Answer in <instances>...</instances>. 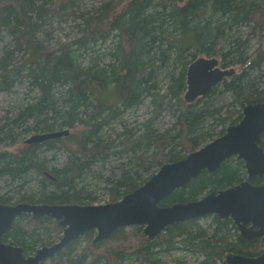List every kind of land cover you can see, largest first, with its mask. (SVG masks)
<instances>
[{
	"label": "trees",
	"instance_id": "16d2710c",
	"mask_svg": "<svg viewBox=\"0 0 264 264\" xmlns=\"http://www.w3.org/2000/svg\"><path fill=\"white\" fill-rule=\"evenodd\" d=\"M80 1L0 0V30H9L15 41L14 48H6L0 57V90H9L17 77L24 76L38 91L33 102L21 106L14 117H6L0 124V145L8 139L13 140L17 134L15 130L24 125L29 130L38 129L36 133L62 127L74 129L70 135L61 138L23 143L16 151L0 149V183L4 181L14 186L18 182L22 188L32 174L38 177L39 199H32L36 193L30 192L32 195H22L19 202L92 204L95 198L79 187L81 178L86 177L95 165L125 159L127 153L129 161L122 163L120 173L110 178V201H116L146 182L156 171L150 172L152 168L159 169L165 162L182 159L212 137L203 130V124L208 118L214 122L215 114L220 112V108L209 104L217 92H232L241 107L264 101V91L259 96H254V92L249 96L243 93L249 71L258 68L264 60L263 48L248 58L250 62L241 73L225 78L207 95L200 97L199 101L204 100L207 105L195 108L192 102L183 108L177 118L175 134L157 133L149 125L135 137V133L124 130L119 133L125 137L120 143L122 148L115 149L113 144L119 137L109 135L106 138L99 130L153 92L160 72L157 62L164 60L168 52L164 43L176 49L177 61H181L184 52L194 44L213 55L215 39L227 28L239 22L253 21L264 28V0H127L124 3L111 0L103 15L84 17V33L77 41L81 48L104 37L108 30H117L118 40L111 51L113 61L97 68L79 65L78 54L72 45L46 49L38 38L49 19L63 15V11H74ZM208 14L222 17L220 23L214 24V18ZM175 33L185 39L178 40ZM188 37L193 42H187ZM17 49L30 54L28 62L22 64H27L25 72L20 71L22 65L15 67L11 63ZM169 59L170 54L164 61ZM169 74L170 91L179 94L187 87V63L177 74L175 71ZM60 85L64 88L57 94L54 88ZM157 100L158 97L156 103L159 105ZM239 112V116L233 118L229 114L225 120H229L230 125L239 122L243 116ZM224 132L222 129L219 135ZM65 140L69 141L66 146L70 149L67 161L61 167L49 168L47 159L41 157L42 150H55ZM260 144L264 148V134ZM152 146L156 149L148 155ZM234 159V156L227 159L213 172L203 170L160 204L195 200L207 192L239 183L245 179L244 162ZM128 162L130 166H127ZM146 173V177L142 176ZM263 181L264 175L253 179L256 183ZM48 183L54 188L47 189ZM0 202L10 204L11 197L0 195ZM206 216L213 217L212 229L196 225L199 218H192L170 224L153 238H149L139 225L128 229L119 227L110 238L97 242L91 241L93 231H90L69 243L48 264H122L126 258L138 260L140 264H155L158 250L176 248L200 252L203 258L198 264H229L225 260L228 253L255 256L264 252V242L260 239L246 241L231 218H220L216 214ZM62 232L56 219L49 216L34 219L32 214L22 213L2 240L20 245L26 254H32L40 243H51ZM82 239H88V246L80 253L71 254ZM40 264L47 263L42 261Z\"/></svg>",
	"mask_w": 264,
	"mask_h": 264
},
{
	"label": "rangeland",
	"instance_id": "374dc122",
	"mask_svg": "<svg viewBox=\"0 0 264 264\" xmlns=\"http://www.w3.org/2000/svg\"><path fill=\"white\" fill-rule=\"evenodd\" d=\"M110 1L111 0H81L77 4L78 6H75L74 11H63V15L54 16L52 19H49L50 21L48 20L49 22H47L42 27V30L38 35V38L42 41V47L56 50L61 46L72 45V48H74L78 54V63L82 67H105L111 63L113 61L111 51L115 47L118 40L117 30H108L104 37H99L93 42L91 41L88 46H83L80 48V45L77 42L84 33L83 27L86 25L84 17L93 15L97 16L100 14L103 15L105 13V9H107L106 6ZM113 1L114 3H124L127 0ZM208 16H212L214 18V24L220 23L219 19L222 18L219 15L208 14ZM223 19H225V17H223ZM178 34L175 33V37H177L178 40L185 39L184 36ZM186 41H192V39L188 37ZM14 43L15 41L10 31L4 28L1 29L0 57L6 48L13 49ZM214 43L215 54L208 55L203 50L197 48V46L194 44L184 52V56L180 58L181 61L176 60V49L174 47H168V45L164 43L163 47L168 51L164 57V60H166V57L169 54L171 59L167 61L158 60L157 63L160 67V72L157 74L156 87L153 92L143 96L140 104L136 105L134 108H129L128 110L123 111L118 117H116L115 120H112L111 123L104 125L99 130V132L106 138H109V135L112 138L119 137L118 140H116V142L113 144L115 149L122 148L120 143H122L121 141L125 139V137L123 135L119 136V133H123L124 130L130 131L132 134L135 133V137L141 134V132L149 125V127L155 130L157 133H167L170 135L175 134L178 129V115L183 108L190 104V102L185 99L187 87L180 90L179 94L176 95L170 91L172 82L169 73L175 71L177 74L183 67L184 63H187L188 68V66L199 57H216L221 67L233 68L235 70L234 74H239L241 73L245 64L250 62L248 58L251 56L254 57L260 49L264 48V28L261 29L260 26L256 25L254 21L249 23L239 22L238 24L227 28L221 37L215 39ZM230 50H232V52L229 56H227L226 54H228ZM29 57V52H24L22 50L20 51L17 49L11 63L13 66L18 67L23 63L28 62L27 59ZM226 61H228V63H226ZM26 66L27 64L22 65L20 71H24ZM19 77L13 81V85L9 90H0V124L5 122L6 117H14L21 106L33 102L38 95V91L30 84L27 78L24 76L21 78ZM243 87V93L245 96H249L252 92H254V96H259V93L264 91V60L261 62V65H259L258 68L249 71ZM63 88L64 85L56 86L54 88V92L60 94L63 91ZM156 97H158L157 102L159 101V105L156 103ZM200 99L201 98L199 97L193 102V104L195 103V108H201L204 107V105H207L204 100L199 101ZM209 104H212L214 108H220V112L215 114L216 120L214 122L210 118L204 121L203 130L207 131V133L212 137L210 138V136L207 134V137L210 139L204 142L201 146L219 137L220 131L222 129H225L226 131L227 127L230 126V121H226L225 118L229 114H232V117L234 118L241 114L239 111L243 113L244 109V107L239 105V101L235 99V95L232 92H225L223 94L221 92H217ZM62 128L66 129L65 127ZM25 129H28L27 125L17 128L15 130L17 131L16 137L13 140L8 139L7 141H4L0 145V149L16 151L18 148L22 147L21 145L23 143H28L26 140L29 137L38 132L36 131L38 129ZM73 130L74 129H70V133L73 132ZM68 143L69 141L65 140L64 142L59 143L55 150H42L41 157L42 159H47V166L49 168L61 167L64 165V163L67 161L68 154L70 153V149L68 150V147L66 146ZM149 149L150 150L147 151L148 155H150L156 148L152 146ZM124 155H126L125 159L112 160L105 165H95L92 171L89 172L86 177L81 178L79 187L84 188V193L86 195H89L91 198H95V202H93V204H105L112 202L110 201L112 185L110 178L117 176L121 171V166H124L122 163H126L127 160L129 161V159H127V157L129 158V156H127L128 154L125 153ZM234 157V161H236V159L242 160L237 156ZM127 166H130L129 162ZM244 168L245 174L243 175V178H246L247 171L245 163ZM155 170L157 171L158 169L152 168L150 172ZM148 173L143 174L142 176L146 177ZM33 175L34 174L30 176L28 182L22 188H19L18 182L14 183L15 185L13 186L12 184H7L2 181L0 183V195L10 196V204L19 202L18 199L22 195H32L30 192L36 193V196L31 197L34 200H38L41 188L39 187L37 180L38 177ZM47 185V189L49 190L54 188L52 183H48ZM24 202L32 203L29 201ZM195 224L203 228L212 229L213 226L211 225L213 224V217H200ZM63 230L64 228L62 227V231ZM237 232L239 233L238 230ZM51 234H53V232ZM96 234V231L92 232L90 238L91 241L94 240ZM62 235L63 232L60 236L53 239L51 243H40L37 246V249L46 245L54 244L61 239ZM88 244V239H82L74 246L71 254L80 253L81 250L88 246ZM158 251L159 252L156 254L155 264H198L203 258L200 252H194L186 248ZM35 252L36 251H34L32 254ZM49 260L50 259L44 261H46L48 264ZM122 264H140V262L138 260L126 258Z\"/></svg>",
	"mask_w": 264,
	"mask_h": 264
},
{
	"label": "water",
	"instance_id": "95a60500",
	"mask_svg": "<svg viewBox=\"0 0 264 264\" xmlns=\"http://www.w3.org/2000/svg\"><path fill=\"white\" fill-rule=\"evenodd\" d=\"M234 72L233 68L221 67L216 57H199L188 66L185 99L193 102L207 95ZM69 134V128L40 132L26 142L41 143ZM263 134L264 101L248 103L241 120L228 126L222 135L182 159L165 162L146 182L116 201L105 204L0 202V264H40L90 231H96V242L110 238L119 227L139 225L153 238L174 222L208 214L231 218L242 233L250 230L253 238L264 240V183L251 181L264 175V148L260 144ZM233 156L244 161L247 171V177L239 183L207 192L195 200L160 204L203 170L213 172ZM22 213H30L34 219L49 216L58 220L64 228L61 239L37 249L34 254H26L24 247L3 241V235ZM226 260L229 264H264V252L255 256L231 252Z\"/></svg>",
	"mask_w": 264,
	"mask_h": 264
},
{
	"label": "flooded vegetation",
	"instance_id": "af4514ba",
	"mask_svg": "<svg viewBox=\"0 0 264 264\" xmlns=\"http://www.w3.org/2000/svg\"><path fill=\"white\" fill-rule=\"evenodd\" d=\"M252 181V183H254V184H263L264 183V181L263 182H261V183H256V182H253V180H251ZM233 221V220H232ZM233 223H234V221H233ZM234 225L237 227V230L239 231V234H240V236L242 237V238H244L246 241H253V242H255V241H257V240H262L263 242H264V240H263V238L262 237H258V238H253V235H252V232L249 230V231H246V230H244V232L242 233L240 230H239V228H238V226L234 223ZM251 225V223H249L248 225H247V228L249 227Z\"/></svg>",
	"mask_w": 264,
	"mask_h": 264
},
{
	"label": "bare ground",
	"instance_id": "6f19581e",
	"mask_svg": "<svg viewBox=\"0 0 264 264\" xmlns=\"http://www.w3.org/2000/svg\"><path fill=\"white\" fill-rule=\"evenodd\" d=\"M187 69H188V68H187ZM219 84H220V83H219ZM219 84H218V85H219ZM187 89H188V84H187ZM197 99H198V98H197ZM197 99H196V100H197ZM193 102H194V101H193ZM190 103H192V102H190ZM21 202H22V201H21ZM17 203H18V202H17ZM204 216H206V215H204ZM201 217H203V216H201ZM196 218H200V217H196ZM185 221H186V220H185ZM180 222H181V221H180ZM103 240H105V239H103ZM99 241H101V240H99ZM96 242H97V241H96ZM233 253H234V252H233ZM240 254H241V253H240ZM245 255H246V254H245Z\"/></svg>",
	"mask_w": 264,
	"mask_h": 264
}]
</instances>
